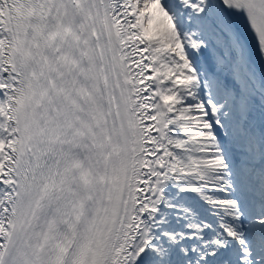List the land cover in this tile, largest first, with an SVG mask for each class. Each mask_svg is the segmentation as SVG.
Wrapping results in <instances>:
<instances>
[{"label":"snow or ice","instance_id":"1","mask_svg":"<svg viewBox=\"0 0 264 264\" xmlns=\"http://www.w3.org/2000/svg\"><path fill=\"white\" fill-rule=\"evenodd\" d=\"M0 264H264V0H0Z\"/></svg>","mask_w":264,"mask_h":264}]
</instances>
